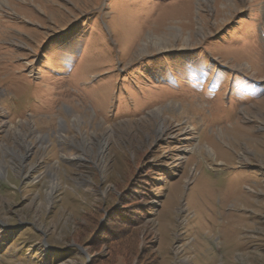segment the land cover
<instances>
[{"label": "rangeland", "instance_id": "obj_1", "mask_svg": "<svg viewBox=\"0 0 264 264\" xmlns=\"http://www.w3.org/2000/svg\"><path fill=\"white\" fill-rule=\"evenodd\" d=\"M0 264H264V0H0Z\"/></svg>", "mask_w": 264, "mask_h": 264}, {"label": "trees", "instance_id": "obj_2", "mask_svg": "<svg viewBox=\"0 0 264 264\" xmlns=\"http://www.w3.org/2000/svg\"><path fill=\"white\" fill-rule=\"evenodd\" d=\"M137 210H138V208L131 209V210L112 209L109 212V218L112 217L114 219V218H116V216L122 217V219L120 220L122 222V224H125L126 226L129 227V226L135 224L139 220L140 215L142 214L141 212L138 213ZM102 230L104 231V233H106L107 229H105V227H104V228H102ZM107 233H109V234H107V236H109V237L103 236V238L107 237L110 239V238L116 236V234H117L116 231H110V229H108ZM100 236H99V238H100ZM96 238H98V237H96Z\"/></svg>", "mask_w": 264, "mask_h": 264}, {"label": "bare ground", "instance_id": "obj_3", "mask_svg": "<svg viewBox=\"0 0 264 264\" xmlns=\"http://www.w3.org/2000/svg\"><path fill=\"white\" fill-rule=\"evenodd\" d=\"M160 126L163 128V125H162V124H160L159 127H160ZM161 127H160V128H161ZM162 128H161V130H162ZM105 139H106V138H105ZM105 139H104V141L102 142V143H103V144H102V147H103L104 143H106V142H105V141H106ZM107 142H108V141H107ZM27 146H28V145H27ZM104 146H105V145H104ZM52 184H53V185L51 186V191H52V187L54 186L55 183L53 182ZM53 188H54V187H53Z\"/></svg>", "mask_w": 264, "mask_h": 264}]
</instances>
